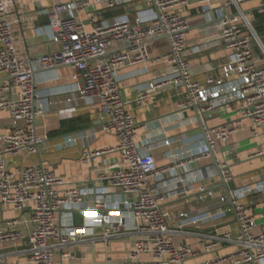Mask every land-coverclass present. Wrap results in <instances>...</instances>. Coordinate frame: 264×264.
I'll return each instance as SVG.
<instances>
[{"label": "built area", "instance_id": "built-area-1", "mask_svg": "<svg viewBox=\"0 0 264 264\" xmlns=\"http://www.w3.org/2000/svg\"><path fill=\"white\" fill-rule=\"evenodd\" d=\"M188 1L56 3L39 14L47 18L49 40L60 50L31 60L22 59L17 51L11 19L14 0H0V112L9 117L0 133V205L28 216L10 219L0 230V264H19L10 262L12 257L22 258L24 264H81L87 257L94 262L100 258L101 264H188L204 255L214 256L197 264H264V232L255 233L250 208L241 203L263 192L264 180L236 187L229 197L215 198L205 184L207 172L180 174L193 161L209 158V150L214 151L217 142L225 144L236 130L203 125L202 148L170 155L169 164L158 166L154 147L140 148V125L121 96L123 68L143 65L145 72L149 62L163 64L164 73L136 90L132 102L138 108L154 105L157 94L166 88L182 89L179 110L193 108L206 122L220 106L237 103L238 114L249 122L251 137L259 136L264 128V47L240 6L258 1V13L264 14V0H195L204 22L213 21V13L221 14L210 29L229 53L227 62L211 67L203 82L191 75L189 60L201 50L187 48L191 26L178 13ZM137 4L142 10L133 18H105L118 6ZM163 36H168V52L151 58L148 44ZM56 67L73 70L70 96L64 95L65 103L75 105L59 112L72 113L79 103L96 109L102 125L95 133H109L116 139L112 147L92 150L88 144L95 133L83 131L58 144L63 148L82 141L79 160L93 169L100 159L117 155L116 162H104V168L94 170L93 187L57 176L50 167L29 159L21 166L8 162L13 156L39 155L47 143V136L37 133L36 123L56 103L39 93L34 73ZM260 155L264 149L251 156ZM217 168L225 184L233 181L226 160ZM213 172L215 167L208 170ZM193 193L200 210L166 207ZM225 247L230 252L220 256Z\"/></svg>", "mask_w": 264, "mask_h": 264}, {"label": "crops", "instance_id": "crops-1", "mask_svg": "<svg viewBox=\"0 0 264 264\" xmlns=\"http://www.w3.org/2000/svg\"><path fill=\"white\" fill-rule=\"evenodd\" d=\"M70 0H14V6L11 8V19L13 20V31L17 44V51L22 59H36L46 54L58 52L60 47L49 40L46 32L47 18L39 14L41 10L51 8L56 3H66ZM188 6L181 8L178 13L187 18L190 23V30L187 34V48L193 50L199 47L201 50L197 55H193L190 60V71L194 79L203 82L205 76L209 74L210 68L223 65L229 58V53L220 45L216 37L213 36V30L210 27L215 25L221 14L213 13V21L204 22L200 15V8L195 4V0H189ZM258 1L246 2L240 6L241 10L248 15L252 26L264 47V14L258 13ZM142 10L139 4L131 7L118 6L113 11L105 13V18H115L119 16H128L133 18L137 12ZM85 18V14L81 15ZM215 18V19H214ZM262 18V19H260ZM218 21V20H217ZM206 24V25H204ZM201 29L203 32H200ZM210 29V30H209ZM258 31V32H257ZM203 35V36H202ZM257 47L256 44L254 45ZM148 51L151 58L158 57L168 52L166 40H155L148 44ZM256 52L259 53L258 47ZM143 65L135 67H125L120 73L121 96L127 103L128 110L133 114L136 122L140 125L138 131V142L141 149L153 146L152 154L154 155L157 165L164 166L169 164L168 157L189 150H198L204 145V126L206 128H219L223 126L233 127L236 131L230 135L227 142H217L213 154L207 159H200L190 163L185 170L181 169L180 174H188L192 171L208 176L205 184L214 193L217 198L226 195L222 182L215 172L209 174L208 170L214 165L215 161L221 163L226 160L233 176V181L226 184L229 192L236 187L253 185L264 180V155L251 156L254 152L264 149V128L260 131L257 138L250 135L249 122L243 119L239 114L240 105L237 103L220 106L213 112V116L206 122L202 120V127L199 123L196 111L191 108L185 111L178 109V103L182 98V89L166 88L157 94V100L154 105L148 104L138 108L133 102L135 92L139 87L147 85L153 77L164 73L167 68L163 64H153L149 62L144 65L146 71L142 69ZM73 73L72 68L57 67L54 70L42 72L37 70L34 78L37 82V90L49 100L56 104L53 109L40 118L36 123L38 134L47 136V143L39 155L30 158L24 156H13L8 158V162L14 166L26 164L29 160L33 163H41L50 167L57 176L67 178L72 182L86 183V186L93 187L95 182V169L104 168V162L114 163L117 155L112 154L104 159H100L96 168L90 165L82 164L79 160L83 150V142L78 140L74 146L60 148L58 144L63 138L72 136L78 132L90 131L93 134L102 125L101 116L98 110L86 105L77 104L72 113L59 112L70 108L72 105L65 103V95L70 96L68 92L73 87L70 79ZM72 121L73 125L78 128L73 133L67 131L65 127L59 132L61 122ZM9 122L6 113L0 112V133L3 132ZM204 125V126H203ZM170 141L166 145L165 141ZM116 144V139L109 133H95L89 141V148L92 150H101L112 147ZM23 158L21 163L16 160ZM29 159V160H28ZM209 174V175H208ZM99 184H96L98 186ZM197 194L193 193L188 198L174 200L166 203V207L176 211L188 209L198 211L201 203L196 200ZM248 205L252 216L256 222L255 233L264 232V191L253 195L241 202ZM28 216L20 215L13 212L10 208H4L0 205V230L5 228L6 222L10 219H27ZM221 224V223H219ZM227 224L233 225L232 221ZM187 242L195 245L193 239H187ZM7 250V246L2 248ZM230 252L229 248H223L218 252L220 256ZM214 255H204L194 258L188 264H197L213 257ZM81 259V264H101L102 259ZM10 262L24 264V260L19 257H12ZM229 264V263H223Z\"/></svg>", "mask_w": 264, "mask_h": 264}, {"label": "water", "instance_id": "water-1", "mask_svg": "<svg viewBox=\"0 0 264 264\" xmlns=\"http://www.w3.org/2000/svg\"><path fill=\"white\" fill-rule=\"evenodd\" d=\"M257 10H258V9H257ZM244 14H245V13H244ZM204 25H206V24H204ZM163 39L167 40V39H168V36H163L162 38H160V39H156V40H163ZM154 41H155V40H154ZM56 68H57V67H56ZM56 68H51V69H48V70H41V71H42V72H45V71L54 70V69H56ZM196 114H197V113H196ZM197 116H198L199 123L201 124V127H202V120H201V118H200L199 115H197ZM209 153H210V155L214 156L212 150H209ZM214 165L216 166V172H217V174H218V176H219V178H220V180H221V182H222V187L225 189V193H226V195L229 197V190H228L226 184H225V183L223 182V180H222L221 172H220V170L217 168V162L215 161V158H214Z\"/></svg>", "mask_w": 264, "mask_h": 264}, {"label": "trees", "instance_id": "trees-1", "mask_svg": "<svg viewBox=\"0 0 264 264\" xmlns=\"http://www.w3.org/2000/svg\"><path fill=\"white\" fill-rule=\"evenodd\" d=\"M260 19H262V18H260ZM65 127L68 128L67 131H69L70 133H73L76 130H78V128L73 125L72 121H67V122H61V127H60L59 132H61Z\"/></svg>", "mask_w": 264, "mask_h": 264}, {"label": "rangeland", "instance_id": "rangeland-1", "mask_svg": "<svg viewBox=\"0 0 264 264\" xmlns=\"http://www.w3.org/2000/svg\"><path fill=\"white\" fill-rule=\"evenodd\" d=\"M253 28H255L254 27V25H253ZM23 161V158H21L20 160H16V163H21ZM80 222V220L78 219V223Z\"/></svg>", "mask_w": 264, "mask_h": 264}]
</instances>
